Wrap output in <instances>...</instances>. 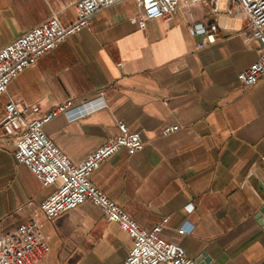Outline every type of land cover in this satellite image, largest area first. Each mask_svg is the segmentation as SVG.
Wrapping results in <instances>:
<instances>
[{"label":"crops","instance_id":"0c3cea01","mask_svg":"<svg viewBox=\"0 0 264 264\" xmlns=\"http://www.w3.org/2000/svg\"><path fill=\"white\" fill-rule=\"evenodd\" d=\"M79 0H0V50L56 15L77 19ZM135 0L98 12L12 81L0 96L41 115L69 101L101 97L105 106L77 120L60 114L45 125L49 139L78 164L125 123L144 148L125 149L90 179L141 227L163 223L164 237L207 264H264V80L245 86L238 75L257 62L261 43L248 40V22L221 0L217 15L182 0L174 19L150 20L144 30ZM216 23V41L203 48L196 25ZM178 131L163 136L166 128ZM14 139L0 131V236L26 223L55 190L14 159ZM49 253L41 264H123L133 241L86 203L42 220ZM197 264V263H196Z\"/></svg>","mask_w":264,"mask_h":264},{"label":"built area","instance_id":"2783aa9c","mask_svg":"<svg viewBox=\"0 0 264 264\" xmlns=\"http://www.w3.org/2000/svg\"><path fill=\"white\" fill-rule=\"evenodd\" d=\"M125 0H79L75 5L77 19L64 25L56 15L33 28L13 43L0 50V96L8 94L9 85L24 71L36 66L41 58L56 50L68 38L88 28L94 16ZM141 15L134 22L141 30L150 20L170 22L180 9L182 0H135ZM208 8L210 15H217L221 0H189ZM229 12L248 22V40L261 43L259 59L238 75L245 86H255L264 80V0H226ZM193 33L204 36L201 48L216 41L218 26L196 25ZM105 106L101 97L69 101L41 115L35 106L19 107L12 98L4 108L0 131L13 138L14 159L27 166L45 186H54V192L40 204L37 211L24 224L0 236V264H41L50 251L48 238L43 232L42 220L51 221L74 211L86 203L99 208L103 218L117 224L133 241V248L123 264H196L182 247L164 237L166 225L148 230L141 227L122 207L112 201L91 181V175L102 164L125 149L129 155L141 151L145 142L142 134L131 132L125 123H119L115 136L84 161L75 164L46 135L44 127L56 116L68 114L77 120ZM166 128L163 136L178 131Z\"/></svg>","mask_w":264,"mask_h":264},{"label":"water","instance_id":"95a60500","mask_svg":"<svg viewBox=\"0 0 264 264\" xmlns=\"http://www.w3.org/2000/svg\"><path fill=\"white\" fill-rule=\"evenodd\" d=\"M263 199H264V195H263ZM256 219L259 223L260 226H262L264 228V205L262 206V208H260V210L258 211L257 215H256ZM209 259L207 258V256L204 254L202 257H200L198 260H196L197 264H207L209 263Z\"/></svg>","mask_w":264,"mask_h":264}]
</instances>
